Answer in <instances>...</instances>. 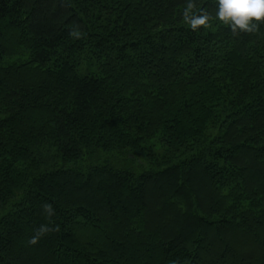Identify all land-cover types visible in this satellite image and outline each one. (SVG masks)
I'll return each instance as SVG.
<instances>
[{"label":"trees","instance_id":"1","mask_svg":"<svg viewBox=\"0 0 264 264\" xmlns=\"http://www.w3.org/2000/svg\"><path fill=\"white\" fill-rule=\"evenodd\" d=\"M194 2L0 0V264H264V24Z\"/></svg>","mask_w":264,"mask_h":264},{"label":"clouds","instance_id":"2","mask_svg":"<svg viewBox=\"0 0 264 264\" xmlns=\"http://www.w3.org/2000/svg\"><path fill=\"white\" fill-rule=\"evenodd\" d=\"M216 5L215 18L224 25L229 26L233 35L256 33L259 31L260 25L264 24V0H216ZM183 19L193 31H196L201 27H209V21L212 17L203 9L197 10L194 0H188L183 11ZM70 34L77 39L81 35L75 30ZM42 207L49 218L54 215L51 204L44 203ZM57 230L58 228L53 229L47 225H41L28 243L35 245L43 235ZM173 264H176V262H173Z\"/></svg>","mask_w":264,"mask_h":264}]
</instances>
